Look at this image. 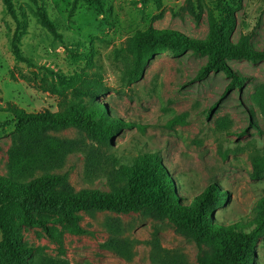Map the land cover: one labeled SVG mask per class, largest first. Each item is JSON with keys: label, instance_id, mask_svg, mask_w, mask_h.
Masks as SVG:
<instances>
[{"label": "rangeland", "instance_id": "rangeland-1", "mask_svg": "<svg viewBox=\"0 0 264 264\" xmlns=\"http://www.w3.org/2000/svg\"><path fill=\"white\" fill-rule=\"evenodd\" d=\"M73 1H42L55 29L49 33L34 17L28 0H13L16 18L6 13L0 0V121L9 117L11 108L27 114L56 113L80 102L88 108L95 91L105 93L95 101L104 111L114 112L116 119L131 126L114 136L111 148L75 128L45 129L43 136L70 143L73 149L50 172L67 177L51 193H111L117 180L123 185L119 169H133L141 154L158 153L180 202L187 203L213 183L227 195L226 203L214 209L213 222L249 229L264 197V101L257 102L264 100V60H228L242 85L226 95L230 80L223 73L194 79L208 60L206 54L194 51L179 58L169 53L155 56L138 81L127 74L136 33L152 28L208 40L218 0H101L103 12L85 2L71 12ZM228 5L235 17L228 41L237 46L248 37L251 48L264 52V0H229ZM94 76L98 84L91 82ZM13 139V128L0 130V176L7 175ZM255 159L263 161L258 177H253ZM98 164L102 171L96 170ZM69 215L84 234L49 222L60 217L50 211L39 214L48 222V232L17 230L34 259L67 264H198L199 258L215 253L210 243L198 244L192 233L156 207L128 213L79 210ZM107 225L119 227L116 238L127 245L128 260L102 248L115 238ZM56 238L62 241L63 256ZM253 259L251 264H264V234Z\"/></svg>", "mask_w": 264, "mask_h": 264}, {"label": "trees", "instance_id": "trees-1", "mask_svg": "<svg viewBox=\"0 0 264 264\" xmlns=\"http://www.w3.org/2000/svg\"><path fill=\"white\" fill-rule=\"evenodd\" d=\"M28 1L34 7L33 15L40 26L49 33H54V25L46 14L43 0ZM79 2L88 3L97 11L103 12L101 0H74L71 12ZM228 2L229 0L217 1L218 16L211 24L208 40H196L176 31L152 28L136 33L130 46L133 61L127 72L129 78L138 81L148 63L159 54L169 53L179 58L194 51L208 56L195 80H202L211 73H223L230 80L224 95L234 87H240L242 78L229 69L227 61L242 59L258 62L264 60V52L251 48L248 37H242L237 46L228 41V34L235 28V17ZM3 4L6 13L16 18L13 0H3ZM91 82L99 83L96 76ZM93 92L90 93L93 104L88 108L82 102L56 113L27 114L11 108L7 111L9 117L0 121V130H14L7 175L0 176V264H67L48 258L34 259L32 249L25 246L17 234L20 227L41 228L48 232V222L39 216L42 212L60 214L58 219L49 222L62 223L73 234L80 235L85 231L74 223L75 217L69 215L71 211L128 213L151 207L161 209L179 227L192 233L198 244L206 242L214 247L215 253L210 257L199 258L198 264H251L257 244L264 234V197L258 204L256 217L249 229L236 223L217 224L212 220L213 211L226 203L227 195L211 183L187 203L180 202L175 195L173 180L163 168L158 153L141 154L133 161V169H119L118 177L123 185H119L117 180L118 186H114L111 193H51V189L63 184L67 177L50 172L57 169L65 155L73 149L70 143L43 136L45 129L75 128L84 132L91 141L111 148L114 136L125 127H131L116 119L114 112L108 114L104 111V106L95 102L96 97L104 98L105 93ZM262 101L264 100L257 102ZM216 106L217 104L210 108L208 115H211ZM254 162L253 177H258L263 161L255 159ZM99 167L100 164L96 165V170L102 171ZM89 172L95 173L92 166H89ZM36 173L40 174L35 175ZM107 231L115 238L103 244L102 248L128 260L130 251L127 245L116 238L120 232L119 227L107 225ZM55 242L63 256L62 241L56 238Z\"/></svg>", "mask_w": 264, "mask_h": 264}]
</instances>
